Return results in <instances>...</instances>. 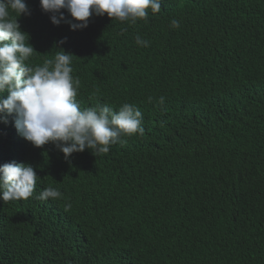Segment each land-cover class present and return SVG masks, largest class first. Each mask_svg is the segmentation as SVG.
Here are the masks:
<instances>
[{
    "label": "trees",
    "instance_id": "trees-1",
    "mask_svg": "<svg viewBox=\"0 0 264 264\" xmlns=\"http://www.w3.org/2000/svg\"><path fill=\"white\" fill-rule=\"evenodd\" d=\"M25 3L26 63L71 53L81 109L133 104L144 134L66 160L14 113L0 122V165L39 177L28 199L0 200V264H264V0H162L147 20L105 13L82 30ZM48 187L62 195L39 199Z\"/></svg>",
    "mask_w": 264,
    "mask_h": 264
},
{
    "label": "clouds",
    "instance_id": "clouds-1",
    "mask_svg": "<svg viewBox=\"0 0 264 264\" xmlns=\"http://www.w3.org/2000/svg\"><path fill=\"white\" fill-rule=\"evenodd\" d=\"M39 3L50 14L53 25L63 22L70 30H82L91 16L105 13L133 24L137 19L147 20V10L159 13L162 0H39ZM62 9L72 19L66 18ZM21 14H31L25 0H0V122L6 124L7 117L14 113L13 124L22 138L35 147L51 142L66 160L86 148L108 153L111 145L124 142L120 140L122 135L144 134L143 114L133 104L124 103L118 111L106 104L81 109L75 99L80 80L72 76L71 53L58 49L54 58L44 60L42 66H29L26 61L37 52L28 43V35L20 30L17 17ZM179 26V20L171 21L172 28ZM66 40L62 38L57 44ZM135 40L142 47L149 44L139 35ZM159 103H164L163 96ZM38 179L31 164L11 161L0 165V200L28 199L33 196ZM61 195L57 189L48 187L38 198Z\"/></svg>",
    "mask_w": 264,
    "mask_h": 264
}]
</instances>
